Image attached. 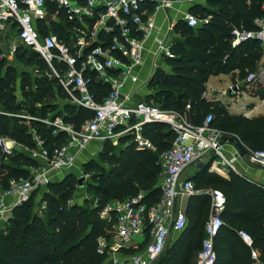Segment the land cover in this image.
Wrapping results in <instances>:
<instances>
[{"label": "trees", "instance_id": "16d2710c", "mask_svg": "<svg viewBox=\"0 0 264 264\" xmlns=\"http://www.w3.org/2000/svg\"><path fill=\"white\" fill-rule=\"evenodd\" d=\"M207 3L209 6L196 4L190 9L202 21L198 27H190L184 19L176 22L173 31L183 39L173 44L175 56L165 58L168 69L158 67L154 72L142 101L154 100L163 110L176 111L195 125H202L213 113L212 127L239 137L252 150L264 149V116L232 113L223 102L203 97L212 77L233 75L242 81L264 66V44L260 41L247 39L234 45L235 30H257L255 20L264 15V0ZM47 7L49 18L37 22L40 34L52 33L68 44L82 34L84 25L92 31L98 20V13L93 18L84 16L82 24L68 8L54 1L48 0ZM155 8L156 2L145 0L139 12L145 19V13ZM16 30L14 26L12 32ZM115 36L122 39L118 26L111 32L101 30L94 45L119 56L113 44ZM132 36L141 38L142 34L133 29ZM15 59L23 66L20 72L0 47V137L30 149L38 147L39 139L52 153L68 138L55 122L61 119L78 129L94 117V111L71 103L52 67L32 48L19 44ZM53 66L59 74L67 70L66 64L58 61ZM85 77L91 93L102 100L109 85L99 82L95 72L88 70ZM258 94L264 98L263 87ZM143 134L154 149L140 147L131 135L121 136L117 145L107 140L98 159L83 164V173L89 176L83 188L72 170L37 190L45 205L42 211L35 210L32 198L16 207L0 232V264H104L109 255L99 252L98 239L108 235L111 224L102 220L101 212L112 202L140 194L148 205L162 196L160 156L171 149L176 132L167 123L152 122L144 126ZM212 161L213 157L190 178L197 193L188 200L187 225L155 264H198L211 213L210 190H220L226 197L222 226L214 238V264H253L252 250L260 252V264H264V185L235 171H230L229 178L211 172ZM41 165L20 151L3 165L6 174L0 183L7 189L9 178L28 177L30 167ZM85 187L94 199L80 200ZM240 232L251 236V246Z\"/></svg>", "mask_w": 264, "mask_h": 264}, {"label": "built area", "instance_id": "2783aa9c", "mask_svg": "<svg viewBox=\"0 0 264 264\" xmlns=\"http://www.w3.org/2000/svg\"><path fill=\"white\" fill-rule=\"evenodd\" d=\"M48 0H0V47L7 46L14 54L18 45L2 42L16 26L19 44H24L42 55L54 70L61 85L71 98V103L94 111V117L80 128L64 124L58 119L55 124L68 134L66 142L52 153L37 139V148H27L9 137H0V180L6 174L3 165L12 156L25 151L33 159L41 161L40 167H30L28 177H12L8 188L0 183V232L6 227L14 209L31 198L34 191L46 187L58 176L72 171L77 166L80 154L92 142L111 140L115 143L124 135H131L143 148L154 149L153 143L144 136L143 128L152 122L169 124L176 132L175 141L168 151L160 156L162 196L153 205L143 203V194L125 201H115L102 212L101 218L111 224L108 235L98 239V250L109 255L104 264H155L169 244L172 233H180L187 225L186 211L180 206V199L196 193L195 184L183 179V172L195 160L207 162L214 157L210 171L227 177L225 171L238 172L239 160L247 159L252 165L264 166V149H248L247 157L232 144L229 155L226 149V136L221 130L212 127L213 113H209L202 125H195L176 111L163 110L154 102L135 101L133 95L140 83L139 69L145 60V42L156 26V11L168 8L173 0H150L156 2L151 13L140 14L145 0H51L66 7L75 14L82 24L83 17L93 18L98 13L97 23L92 31H82L77 39L68 44L55 35L42 36L37 22L49 18ZM264 9V4H263ZM184 20L192 28L202 21L188 13ZM257 30L253 32L234 31V45L247 39H255L264 44V15L255 20ZM120 27L122 39L113 38L114 48L120 53L115 56L101 45H94L101 30L111 32ZM135 29L141 38L132 36ZM157 54L173 58V44L166 38L156 40ZM89 49L88 53L86 50ZM58 61L66 64L67 70L59 74L53 66ZM95 72L99 82L108 84L110 90L98 100L90 91L85 77L86 71ZM257 85L264 86V66L249 73L242 81L231 85L225 94L239 96L246 89ZM208 97V90L203 93ZM211 215L205 225V238L198 255V264H214L216 253L214 238L218 234L222 219L221 213L226 205V197L220 190H211ZM45 207V205H44ZM243 240L252 245V238L240 232ZM143 238L144 246L134 243ZM253 264H260V252L252 250Z\"/></svg>", "mask_w": 264, "mask_h": 264}, {"label": "crops", "instance_id": "0c3cea01", "mask_svg": "<svg viewBox=\"0 0 264 264\" xmlns=\"http://www.w3.org/2000/svg\"><path fill=\"white\" fill-rule=\"evenodd\" d=\"M196 4L209 6L207 0H173L168 8H160L156 11V26L145 42V60L138 71L141 84L137 85V89L133 95L135 101L144 100L146 98L148 94V82L158 67H162L166 70L168 69L165 63V58L157 54L156 40L158 38H166L167 40L171 41L172 44L178 40H182L183 38L180 35L174 33L173 28L176 22L178 20L184 19L185 16L190 13V9ZM47 21L48 23L50 22V20ZM84 26L85 31H91L88 26ZM51 35L54 34L51 33ZM6 36H8V38L2 42L4 46L10 44L9 42L11 39L17 40L16 31ZM5 48L8 49L7 46ZM238 81L239 80L233 77V75L223 74L212 77L207 85V98L210 100H218L223 102L228 106V109L232 113L243 114L247 117L264 116V99H262L260 94H258L259 89L262 87L264 88V86L257 85L254 88L246 89L244 93L239 96L224 93L231 85ZM102 144L103 142H92L85 152L79 155L77 167L80 168L86 160L93 158L95 153H99ZM232 144V142H227L226 144V149L229 155L233 151ZM199 169L200 168L196 165L187 167L183 172V179L192 178L199 171ZM238 172L247 178L264 185V166H249L247 159H241L239 160L238 164ZM229 173L230 171L224 172V174L227 176L225 178H229ZM188 200L189 197L185 196L179 201L180 206H183L185 211L188 205ZM178 235L179 233L177 232L172 233L169 237L168 245L173 244ZM134 243L140 248L144 246L143 238H137Z\"/></svg>", "mask_w": 264, "mask_h": 264}, {"label": "rangeland", "instance_id": "374dc122", "mask_svg": "<svg viewBox=\"0 0 264 264\" xmlns=\"http://www.w3.org/2000/svg\"><path fill=\"white\" fill-rule=\"evenodd\" d=\"M88 32V31H87ZM78 36H80L79 34H77ZM10 45H19L18 43V40H12L9 42ZM3 55L7 57L9 63L15 65V67L17 68L18 72H20L22 69H23V66L20 65L16 59H15V53L14 54H10L9 50L8 49H5L3 51ZM262 99H264L263 97H261ZM152 102H154V100H152ZM116 145L118 144L117 141H115ZM98 155L99 153H95V156L93 157L94 159H98ZM247 163L250 165H252L249 161H247ZM77 168V169H76ZM76 168L73 169V171L75 172V174L79 177V178H82V177H85V183L86 181L89 180V176H85L84 173H83V165L79 168L76 166ZM62 175L58 176L56 179L60 178ZM55 179V180H56ZM88 198L90 200L94 199V195L92 192L88 191V189L85 187L81 193H80V200L82 201L83 198ZM31 198L33 199V203L35 205V210L36 211H42L44 209V204L41 202L42 201V195H40V193H38L37 191H34L33 194L31 195ZM187 200V198H186ZM187 202V201H186ZM186 202H185V206H186ZM183 208V206H182ZM5 228V227H4ZM3 228V229H4ZM2 229V230H3Z\"/></svg>", "mask_w": 264, "mask_h": 264}, {"label": "water", "instance_id": "95a60500", "mask_svg": "<svg viewBox=\"0 0 264 264\" xmlns=\"http://www.w3.org/2000/svg\"><path fill=\"white\" fill-rule=\"evenodd\" d=\"M224 141H230V142H232L234 144V146L241 152V155L243 157H247V155H248V149L244 146L243 141L239 137L234 136V135L233 136L226 135L224 137ZM213 159H214V157H213ZM192 165H196L199 168H202V167L206 166L207 163L204 162L203 160L198 159V160L193 161L191 164H189V166H192ZM257 165L258 166H261L260 164H257ZM85 179H86L85 177L79 178V184H80L79 187L80 188H83L85 186Z\"/></svg>", "mask_w": 264, "mask_h": 264}]
</instances>
